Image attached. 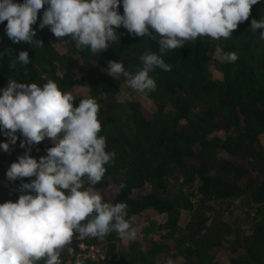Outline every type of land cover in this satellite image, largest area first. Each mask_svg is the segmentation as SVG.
I'll list each match as a JSON object with an SVG mask.
<instances>
[{"label": "trees", "instance_id": "obj_1", "mask_svg": "<svg viewBox=\"0 0 264 264\" xmlns=\"http://www.w3.org/2000/svg\"><path fill=\"white\" fill-rule=\"evenodd\" d=\"M117 10L123 13L122 6ZM42 11L31 26L41 46L13 44L4 35L6 21L0 22V50L9 49L0 58V88L9 80L38 86L52 80L74 95V105L95 99L98 135L115 156L94 190L112 203L125 202V218L133 227L145 210L164 215L161 222L150 219L140 237L126 243L115 231L103 238L74 234L61 249V264L78 259L83 264H157L167 258H181L179 264H264V40L260 29L250 26L252 19L264 17V2L252 5L249 17L228 38L198 36L164 53H159L158 36L129 35L123 26L116 29L118 41L99 54L78 50L70 37L56 38L47 26L37 27ZM20 50L28 52L29 64L17 61L10 68ZM148 51L171 65L170 71L149 73L156 89L143 95L152 100L153 110L138 100H116L121 80L104 71L113 60L135 74ZM228 52L237 59L223 61ZM75 87L87 93H76ZM17 137L7 152L0 150V203L15 202L21 180L30 179L9 182L5 175L24 152L19 147L23 137L19 132ZM50 146L40 142L29 154L38 159ZM145 184L148 192L137 196ZM236 210L241 214L234 216ZM182 212L189 216L183 223Z\"/></svg>", "mask_w": 264, "mask_h": 264}, {"label": "clouds", "instance_id": "obj_2", "mask_svg": "<svg viewBox=\"0 0 264 264\" xmlns=\"http://www.w3.org/2000/svg\"><path fill=\"white\" fill-rule=\"evenodd\" d=\"M264 0H0V22L6 21L4 35L13 43L41 46L34 39L37 13L43 7L38 28L48 27L56 37H70L75 47L93 54L118 41L116 29L123 26L129 35L158 39L159 53L174 50L198 36L228 38L238 23L250 15L252 5ZM122 6L123 13L117 10ZM46 6V7H45ZM260 29L264 40V17L250 22ZM9 49L0 50V58ZM221 59L232 62L234 52ZM142 67L129 73L121 61L109 60L104 71L112 78L123 77L127 86L142 94L154 91L149 75L155 68L170 71L160 54L145 52ZM29 64L26 50L9 62ZM75 97L49 80L42 86L9 80L0 88V150L7 152L23 137L24 149L6 170L9 182L20 178L21 194L13 202L0 203V264H61L60 252L74 234L103 238L115 231L129 241L136 231L126 219L127 204L102 198L94 187L106 172L105 165L115 153L106 151L105 137L98 135L101 123L99 105L91 97L74 105ZM51 146L45 155L29 153L45 139ZM38 151V149H37ZM87 178L85 181L84 178ZM87 183V187H85ZM123 182L119 188H124ZM76 264H83L77 260Z\"/></svg>", "mask_w": 264, "mask_h": 264}, {"label": "rangeland", "instance_id": "obj_3", "mask_svg": "<svg viewBox=\"0 0 264 264\" xmlns=\"http://www.w3.org/2000/svg\"><path fill=\"white\" fill-rule=\"evenodd\" d=\"M53 44L57 46L58 50L60 52L63 51V48L61 47V45H59L57 42H55L53 39H51ZM211 71L213 73L214 77H221V74L219 71L215 70L213 67L211 68ZM121 80V87H120V91L117 94L116 100L119 101H123V100H138L145 108L149 109V110H153L154 109V104L152 102V100H150V98L146 97L145 95H143L142 93L133 90L131 88H129L125 82V79L123 77H119ZM74 91L82 93V94H86L87 93V89L84 87H75ZM217 134H221V132H217ZM262 142L264 143V136L262 137ZM42 144H51V142L46 138L45 140H43L41 142ZM149 190V185L145 184L140 192L138 193L137 196H141L145 193H147ZM241 213L236 210L234 213V216H238ZM188 212H182L181 214V222H185V220L188 219ZM150 219H154L156 221L161 222L162 220H164V215L163 214H158L157 212H154V210L152 209H148L145 210L137 219H136V225L134 226L135 231H136V238H139L141 235V228L142 226H144L145 224H147ZM128 241L127 238H123L122 239V243H126ZM181 258H167L165 260H161L158 261L157 264H179L181 261Z\"/></svg>", "mask_w": 264, "mask_h": 264}, {"label": "built area", "instance_id": "obj_4", "mask_svg": "<svg viewBox=\"0 0 264 264\" xmlns=\"http://www.w3.org/2000/svg\"><path fill=\"white\" fill-rule=\"evenodd\" d=\"M81 248H84V245L81 244ZM89 250L91 251V253H92V255H93V254H94V251H93L92 246H90V249H89Z\"/></svg>", "mask_w": 264, "mask_h": 264}]
</instances>
